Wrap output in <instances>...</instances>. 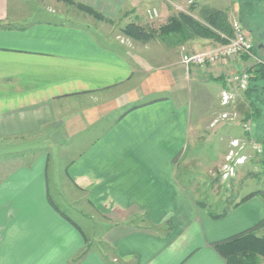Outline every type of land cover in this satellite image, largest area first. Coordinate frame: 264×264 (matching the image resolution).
<instances>
[{"label": "crops", "instance_id": "obj_1", "mask_svg": "<svg viewBox=\"0 0 264 264\" xmlns=\"http://www.w3.org/2000/svg\"><path fill=\"white\" fill-rule=\"evenodd\" d=\"M39 1L44 17L28 21V8L0 0V264H227L215 243L263 222L264 198L207 203L180 182L177 159L191 145L195 85L222 92L229 84L213 78L248 70L257 56L205 70L156 65L123 30L131 18L151 25L140 21L147 0ZM165 1L156 6L167 20L168 3H180ZM119 15L128 20L116 30ZM218 44L196 37L185 46L197 53ZM227 134V147L240 138L259 154L243 129ZM51 181L57 196L65 191L107 219V253L51 203Z\"/></svg>", "mask_w": 264, "mask_h": 264}, {"label": "rangeland", "instance_id": "obj_2", "mask_svg": "<svg viewBox=\"0 0 264 264\" xmlns=\"http://www.w3.org/2000/svg\"><path fill=\"white\" fill-rule=\"evenodd\" d=\"M140 1L141 0H137V3H140ZM160 1L161 0H147L143 3L142 5L145 6V13L140 12V21H145L146 18L148 24H151L152 27L155 28H158L161 24L165 23L167 21L166 18H164V16L162 18L160 8L156 6L160 5ZM168 1L171 0H166L165 2L167 3ZM47 2L49 3L50 1ZM194 2L197 3L195 4L196 8L195 10H191L190 5ZM14 3L15 5H22V13L25 8L29 9L25 12L26 15L23 17V20L34 21L44 17L39 16V6L41 5L39 0H14ZM179 3L180 7L179 5L176 6L170 2L168 3V5L171 6L169 10V12H171L170 14L174 15L180 11H185L191 12L194 16L199 18L200 8L203 5L210 4L218 7L232 6V0H200V2H197L196 0H179ZM54 4L55 2L52 3V5ZM153 7H157L159 16L156 20L152 21L148 18L147 9ZM72 10L67 11V15L77 17ZM230 14L231 19L238 18L235 10H232ZM89 19L90 17L83 15L84 22H89ZM123 20L127 21L128 19H125L123 15H119L115 18V22L119 21L115 27L116 30L118 29L120 22ZM129 21L134 22L137 20L131 18ZM249 32L253 37L254 43L259 45L261 37L264 36V27L252 31L249 30ZM186 43L187 42L170 45L167 44L165 40L157 37L148 43L141 42L140 48L145 50L148 59L153 64L168 65L170 63H178L181 61L190 70L191 64L183 62V56L190 54L188 49L186 50ZM254 54L257 58L264 56V47L260 53L261 55L258 56L255 52ZM256 62L255 59L251 58L247 66L256 64ZM215 85L218 89L210 87V89L206 91L204 87L195 85L192 92H190V96H192L193 114L192 138H190L191 145L189 149L177 159L178 178L182 184H186L202 192L204 191L199 194V197L204 194L201 199L211 204L217 202L224 203L223 201H227L228 205L231 203L234 204L236 201L243 199V197L253 192H257L256 196L258 198H264V164L262 165L264 153L260 154L263 150L261 152L256 151L259 154L253 155L252 147H249L251 148L249 150L245 147L241 149L243 150V155L246 156L244 160L245 162L241 165L235 166V171L230 172L228 176H225L227 170L225 168V163L229 162L228 152L230 148V142L228 147L226 145V140H229L228 137L230 136L226 137L225 134L228 133L233 136L241 132L242 123L247 120L244 119V116L249 107L248 102L243 97V91L234 87L231 91L234 95V102L232 101V103L224 105L221 100L220 85ZM261 86L262 85H260L259 88ZM262 88L263 87H261V89ZM186 91H181V93H189ZM253 97L254 96L252 95V98ZM259 105L264 110V105ZM225 111H229L230 116L223 118L222 113ZM259 126L258 130L256 124L255 129H257L261 135H264V116L259 120ZM262 138L264 137H261L260 139L262 140ZM243 144L244 146L248 145L247 142H243ZM51 173L57 172L51 171ZM51 183L52 186L50 187V190L53 197L51 198V203L53 205L55 204L58 209L68 212L69 215H72L73 218L84 227L88 234L89 246L97 247L107 253L110 246L106 242L107 238L103 234L106 230L107 219L98 217V220H95L92 218L91 212L82 209L80 198H71L72 196H68L65 191L60 192L59 196H57L58 191L60 190H58L53 184L54 181H51ZM128 217L129 222L149 225L142 215H130ZM160 230L163 231L164 228H161ZM256 233L258 235H264V226L257 229ZM107 245L109 247H107Z\"/></svg>", "mask_w": 264, "mask_h": 264}, {"label": "trees", "instance_id": "obj_3", "mask_svg": "<svg viewBox=\"0 0 264 264\" xmlns=\"http://www.w3.org/2000/svg\"><path fill=\"white\" fill-rule=\"evenodd\" d=\"M196 1L200 2V0ZM195 4L197 3L194 2L190 5L191 10H195ZM236 4L238 5L237 16L248 32L249 30L252 31L264 27V0H232V6L218 7L210 4L201 6L199 18L191 12L180 11L171 15L158 28L137 22H129L123 30L126 35L143 43H148L157 37L165 40L170 45L184 43L196 37L212 39L218 43H226L228 39L223 37V34L228 36L232 34L233 18H230V13L235 10ZM81 7L97 18L106 19L102 13L91 6L81 4ZM260 45L262 46L260 47ZM263 47L264 36L261 37L259 45L254 43L253 51L257 55H261ZM245 57L248 58V56ZM261 58L264 61V56ZM248 71L251 75L250 86L243 91V97L248 102L249 109L245 113L244 119H253L259 130V120L264 116V110L259 105H264V62L253 64L248 68ZM213 79L227 86L225 76L221 75ZM260 85H262V89L261 87L259 88ZM252 95L254 96L253 98ZM261 137H264V135L258 134V139ZM260 142L263 145V151L260 154H263L264 138L260 139ZM263 164L264 158H262ZM256 194L257 192H253L243 197L242 201ZM225 214L226 212H223L216 215V217H223ZM262 225H264V221L253 229L215 243V248L224 257L227 264H264V235L256 233V230Z\"/></svg>", "mask_w": 264, "mask_h": 264}, {"label": "built area", "instance_id": "obj_4", "mask_svg": "<svg viewBox=\"0 0 264 264\" xmlns=\"http://www.w3.org/2000/svg\"><path fill=\"white\" fill-rule=\"evenodd\" d=\"M147 15L150 20H156L159 16L157 7L147 9ZM223 37L227 38L226 43L218 44L215 48L207 51L197 52L193 54H188L183 56V62L186 64L198 65L202 69H207L209 66L217 65L223 63L224 61L231 58H242L245 56H255L253 51L254 41L250 32L247 31L244 24L239 20V18H234L232 20V34L225 35ZM185 47V46H183ZM257 62H264L262 58H257ZM251 75L247 69H236L230 72L226 77V82L229 84V88H224L221 92V100L224 105L234 102V95L231 92L232 88L245 91L250 86ZM236 100V98H235ZM230 116L229 111L222 113V117L226 118ZM256 127V122L253 119H247L242 123V129L245 134H249L252 139L249 140L250 144L253 146L255 151L261 152L263 150V145L256 141L252 136L254 129ZM249 138V137H248ZM243 142H248L241 140L240 138H235L230 141L229 162L225 163L226 174L228 176L230 172L235 171V166L243 164L246 156L243 155L241 149L244 146Z\"/></svg>", "mask_w": 264, "mask_h": 264}, {"label": "water", "instance_id": "obj_5", "mask_svg": "<svg viewBox=\"0 0 264 264\" xmlns=\"http://www.w3.org/2000/svg\"><path fill=\"white\" fill-rule=\"evenodd\" d=\"M262 45H260V47H261Z\"/></svg>", "mask_w": 264, "mask_h": 264}]
</instances>
